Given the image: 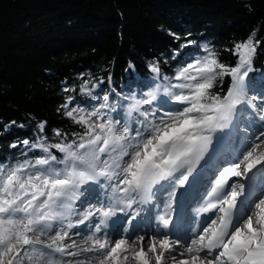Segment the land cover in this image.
<instances>
[{
	"label": "snow or ice",
	"instance_id": "obj_1",
	"mask_svg": "<svg viewBox=\"0 0 264 264\" xmlns=\"http://www.w3.org/2000/svg\"><path fill=\"white\" fill-rule=\"evenodd\" d=\"M260 43L255 33L237 42L231 49L234 66L205 47L204 56L178 68L176 83L161 77L159 63L150 64L154 77L165 83L150 88L143 94L147 98H120L126 105L110 102L108 93L93 95L85 81L81 91L97 101L91 111L70 108L72 96L58 109L81 127L74 139L60 129L54 130L62 138L56 143L43 136L24 139L20 143L28 150L42 154L0 163V264H264V82L257 87L250 78ZM225 77L227 91L213 92ZM154 102L159 107L144 108ZM170 105L178 107L161 110ZM118 108L123 115L114 119ZM241 122L247 125L245 137L224 161L227 166L215 167L197 209L198 215L215 218L206 217L202 227L186 226L179 214L174 218L179 189L192 187L202 161L212 167ZM46 124L38 123L41 133ZM251 128L257 131L249 141ZM233 178L245 182L229 183ZM257 188L260 195L253 198ZM163 191L168 195L155 234L147 236L133 221ZM117 213L125 215L127 226L113 227L112 233L120 234L113 240L109 220ZM82 232L87 235L73 239Z\"/></svg>",
	"mask_w": 264,
	"mask_h": 264
},
{
	"label": "trees",
	"instance_id": "obj_2",
	"mask_svg": "<svg viewBox=\"0 0 264 264\" xmlns=\"http://www.w3.org/2000/svg\"><path fill=\"white\" fill-rule=\"evenodd\" d=\"M252 33L261 42L251 73L258 87L264 0H0V163L42 154L28 150L24 139L56 143L62 138L55 129L74 139L81 127L58 109L68 96L77 106L90 104L81 91L85 81L126 105L120 98L135 95L138 79L165 83L150 64L159 63L161 77L173 83L184 60L204 56L205 47L234 66L231 49ZM229 83L225 77L212 91L226 92ZM40 121H47L43 133Z\"/></svg>",
	"mask_w": 264,
	"mask_h": 264
},
{
	"label": "bare ground",
	"instance_id": "obj_3",
	"mask_svg": "<svg viewBox=\"0 0 264 264\" xmlns=\"http://www.w3.org/2000/svg\"><path fill=\"white\" fill-rule=\"evenodd\" d=\"M167 107H169V110H171V111L174 110V108H172V106H167ZM167 107H164V108H167ZM121 123H123L122 120H121ZM240 125L246 127V124L243 122H241ZM240 129H241V131H239L240 134H238V135H236V133L233 134V138H232V142L230 143V146H220L221 154L217 158H214V160L212 162V167H205L204 162L202 161L201 162V168L203 169V171H201V168L197 169V172H200L201 175L197 177L196 182L192 185V187H189V195L187 197H185L186 206H185L184 212H185V224H186V226L190 227V217H189L190 208L192 206H196L198 203L199 204L203 203L204 202L203 195L206 193L207 189L211 188V181L215 179V176L213 174L215 167L217 165L220 168L227 166V163L224 161H226L229 158V156L231 155V149L234 146H235V148L240 146L241 140L245 137V133L242 131L243 128L241 126H240ZM254 129H255V131L253 129H249L248 132L250 133V131H251V134L256 132L257 129L256 128H254ZM248 138H249V141H251V139L253 137H252V135L249 134ZM214 146H216L215 142H214ZM206 159H207V157H206ZM193 175L195 176L196 174L194 173ZM190 181H191V178H190ZM239 181L245 182L243 179H239ZM229 183H233V182L229 181ZM246 188H247V183H246ZM181 189H179V191H178L180 193V195L183 193V189L182 190ZM167 195H168L167 191L157 192L156 200L153 204L142 206L141 214H140V216H138L136 218V221H133V226H135L137 224V222H139V226L146 230L147 235L148 234L154 235L155 234L154 229L157 227L156 216L163 210V201L167 200ZM259 195H260V190L258 188L253 189V198L258 197ZM82 199H83V197H82ZM91 203L95 204L96 206H99V204L95 200H92ZM156 204H159L160 207L157 208ZM77 207L81 208V204L79 201L77 202ZM81 210H82V208H81ZM210 217L215 218V214L211 215ZM113 221H115V225H113ZM149 224L151 225V227H149ZM125 226H127V222H126V218H125L124 214L117 213V216L112 217L109 220V232L112 235L113 240L120 238L119 232L112 233L113 227H115L117 230H120ZM80 227L83 228L84 226H80ZM77 230H73V231H77ZM137 233H139L140 235L145 234V232L137 231L135 233V235ZM85 235H87V232H82L81 237L73 236V239L79 240L80 238H82ZM173 238H175V236H173Z\"/></svg>",
	"mask_w": 264,
	"mask_h": 264
},
{
	"label": "rangeland",
	"instance_id": "obj_4",
	"mask_svg": "<svg viewBox=\"0 0 264 264\" xmlns=\"http://www.w3.org/2000/svg\"><path fill=\"white\" fill-rule=\"evenodd\" d=\"M196 57H198V56H195V55L190 56L188 59L184 60L182 66L184 67L187 63H190V62L192 61V59H194V58H196ZM250 78H251V73H250ZM174 83H176V81H175ZM254 84H255V83H254ZM155 85H156V83H154V82H152V81L145 82V81H143V80H141V79H138V84H137V88H136L137 90L135 91V96H136L137 98H141V97L143 96L144 93H147V92L149 91L150 88H154ZM255 85H256V84H255ZM91 91H92L93 95L98 96V97H102V96L104 95V90L101 89L100 86H98V87H96V88H93ZM255 94H256V93H254V92H252V91L249 92V95H255ZM114 96H115V93H114ZM143 98H147V97H146V96H143ZM90 100H91V99H90ZM110 102H112V101H110ZM96 103H97V101L91 100L90 104L87 105L86 107H83V108L87 109L88 111H91V109H92V105H94V104H96ZM76 106H77V105H75L74 103H72L71 105H69L70 108H71V107H76ZM170 106H172V108H174V110H176V108L178 107V106H176V105H170ZM80 107H81V106H80ZM151 107H159V104H158L157 102H154L153 105H151V106H149V105H144V108H145V109H150ZM161 110H162V111H171V110H169V107L164 108V109H161ZM117 112H119L120 115H117L116 113H113V118H114V119H121V116L123 115V111H122V109L118 108V109H117ZM240 126H241L242 128H245V127L242 126V125H240ZM246 126H247V125H246ZM251 129H253V130L255 131L254 128H251ZM238 134H240V132H239V133H236V135H238ZM249 134L251 135V131H250ZM248 139H249V138H248ZM233 149H235V146L231 149V152H232ZM239 179H242V178H233V180H231V182H235V181H237V180H239ZM136 235H140V234L137 233ZM147 236H151V234H148Z\"/></svg>",
	"mask_w": 264,
	"mask_h": 264
}]
</instances>
